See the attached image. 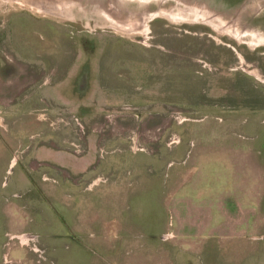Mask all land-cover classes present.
<instances>
[{
    "label": "rangeland",
    "instance_id": "obj_1",
    "mask_svg": "<svg viewBox=\"0 0 264 264\" xmlns=\"http://www.w3.org/2000/svg\"><path fill=\"white\" fill-rule=\"evenodd\" d=\"M65 1L0 0V264H264V0Z\"/></svg>",
    "mask_w": 264,
    "mask_h": 264
},
{
    "label": "bare ground",
    "instance_id": "obj_2",
    "mask_svg": "<svg viewBox=\"0 0 264 264\" xmlns=\"http://www.w3.org/2000/svg\"><path fill=\"white\" fill-rule=\"evenodd\" d=\"M3 1V0H2ZM4 1H10V0H4ZM20 5L22 6H27V7H30L32 9H34L35 11H38V12H41L43 14H49V15H54V16H62V17H66V13L65 11H63L61 8L63 7L64 4H66V1L65 0H60L61 2L59 3L57 0L54 1V0H16ZM67 1H71V0H67ZM162 1H165V0H162ZM53 3V4H51ZM75 4V3H74ZM72 6V5H71ZM70 7V6H68ZM76 7V6H75ZM66 8V7H65ZM71 8V7H70ZM61 9V10H59ZM168 16L170 17H174V14L173 12H168L167 10H164ZM165 13V14H166ZM146 14V13H145ZM147 15V14H146ZM151 15V14H150ZM197 15V14H196ZM113 21V24L115 25V27H118V29H122V30H126V31H132L133 29H136L134 28V26H130V25H125V24H119L117 23L116 21L114 22ZM132 24V23H131ZM218 28H220L221 25H216ZM141 29L142 26L139 25L137 27V29ZM221 29H224L222 26H221ZM231 29V27H230ZM244 32V31H243ZM243 32H239V36L241 34H243ZM236 34V33H235ZM254 45V44H253Z\"/></svg>",
    "mask_w": 264,
    "mask_h": 264
},
{
    "label": "crops",
    "instance_id": "obj_3",
    "mask_svg": "<svg viewBox=\"0 0 264 264\" xmlns=\"http://www.w3.org/2000/svg\"><path fill=\"white\" fill-rule=\"evenodd\" d=\"M9 160V158H4V161L7 162ZM4 176H6V173H0V182L1 180L4 179ZM13 179V180H12ZM12 182L10 184L11 190L7 191V190H3L4 194L6 196L7 193H11V194H17V190L18 189H23V187H25V185H27V183H30L29 178L25 175L24 171L22 169H20L15 178H12ZM4 185V184H3ZM12 211V210H11ZM13 211H17V210H13ZM6 217V216H5ZM3 223V221H2Z\"/></svg>",
    "mask_w": 264,
    "mask_h": 264
}]
</instances>
